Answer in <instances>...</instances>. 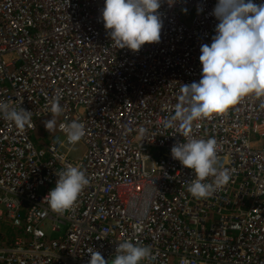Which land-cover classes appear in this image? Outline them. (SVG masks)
<instances>
[{
  "label": "built area",
  "instance_id": "obj_1",
  "mask_svg": "<svg viewBox=\"0 0 264 264\" xmlns=\"http://www.w3.org/2000/svg\"><path fill=\"white\" fill-rule=\"evenodd\" d=\"M217 2L162 0L160 42L134 52L112 42L105 0H0V103L32 113L24 130L0 115V264H89V248L111 264L124 241L151 249L140 264H264L262 98L194 122L230 175L211 196L187 191L195 173L171 155L188 138L166 123L181 85L201 79ZM57 97L55 131L35 138ZM72 121L86 133L77 159L62 127ZM69 165L89 184L58 214L44 197Z\"/></svg>",
  "mask_w": 264,
  "mask_h": 264
},
{
  "label": "clouds",
  "instance_id": "obj_2",
  "mask_svg": "<svg viewBox=\"0 0 264 264\" xmlns=\"http://www.w3.org/2000/svg\"><path fill=\"white\" fill-rule=\"evenodd\" d=\"M167 2L169 6L174 4V0ZM161 6L162 0H105L101 18L115 46L138 52L146 43L160 42L163 21L158 10ZM212 15L219 23L211 44L201 45V79L181 85L174 115L166 123V127L178 126L188 138L186 143L175 144L171 155L194 171L196 179L189 182L187 191L197 199L211 196L228 183L230 175L227 169L216 167V140L191 136L194 122L224 114L249 95L262 98L260 106L264 108V3L218 0ZM50 111L53 118L44 121V126L53 132L57 124L55 117L63 111L58 97L51 102ZM0 115L20 130L31 126L32 113L22 107L17 110L6 102L0 103ZM62 127L72 145L86 134L84 124L78 121ZM41 128L38 126L39 135ZM144 131L140 129L141 134ZM57 175L55 187L44 200L52 211L62 214L73 206L89 179L81 166L69 165ZM209 177L213 178L212 182H205ZM88 252L89 264H109L99 251L89 248ZM150 257L148 246L124 241L118 243L111 264H140Z\"/></svg>",
  "mask_w": 264,
  "mask_h": 264
},
{
  "label": "rangeland",
  "instance_id": "obj_3",
  "mask_svg": "<svg viewBox=\"0 0 264 264\" xmlns=\"http://www.w3.org/2000/svg\"><path fill=\"white\" fill-rule=\"evenodd\" d=\"M193 16H194V11L193 10L187 11L184 14L183 20L186 23H188L193 18ZM51 118H53V117L45 118V119H42V120L38 121L37 126H42L43 127L44 126V121L49 120ZM39 136L40 135L37 132L34 133V137L35 138H38ZM83 152H84L83 145L82 144H76L74 149H73V151H72V157L77 159V158L82 156ZM49 234L52 237H57L59 235V232H49Z\"/></svg>",
  "mask_w": 264,
  "mask_h": 264
},
{
  "label": "trees",
  "instance_id": "obj_4",
  "mask_svg": "<svg viewBox=\"0 0 264 264\" xmlns=\"http://www.w3.org/2000/svg\"><path fill=\"white\" fill-rule=\"evenodd\" d=\"M40 128L42 127V126H39Z\"/></svg>",
  "mask_w": 264,
  "mask_h": 264
}]
</instances>
